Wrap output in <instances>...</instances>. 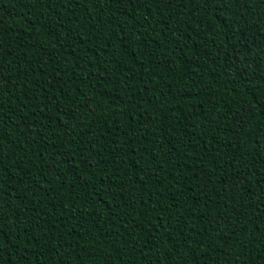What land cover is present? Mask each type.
<instances>
[{
  "label": "trees",
  "instance_id": "obj_1",
  "mask_svg": "<svg viewBox=\"0 0 264 264\" xmlns=\"http://www.w3.org/2000/svg\"><path fill=\"white\" fill-rule=\"evenodd\" d=\"M264 0H0V264H264Z\"/></svg>",
  "mask_w": 264,
  "mask_h": 264
},
{
  "label": "snow or ice",
  "instance_id": "obj_2",
  "mask_svg": "<svg viewBox=\"0 0 264 264\" xmlns=\"http://www.w3.org/2000/svg\"><path fill=\"white\" fill-rule=\"evenodd\" d=\"M206 2H207L209 5H214V4H216V3L218 2V0H206ZM260 149H261V150H264V143H262V144L260 145ZM260 222H261V223H264V218H262Z\"/></svg>",
  "mask_w": 264,
  "mask_h": 264
}]
</instances>
